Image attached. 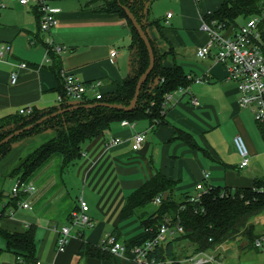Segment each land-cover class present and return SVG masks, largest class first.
I'll return each mask as SVG.
<instances>
[{
	"label": "crops",
	"instance_id": "crops-1",
	"mask_svg": "<svg viewBox=\"0 0 264 264\" xmlns=\"http://www.w3.org/2000/svg\"><path fill=\"white\" fill-rule=\"evenodd\" d=\"M84 2L81 7L53 1L61 9L58 24L43 35L66 48L59 55L62 68L86 83L90 96L95 94L91 85L96 81L101 83L98 90L102 94L112 93L129 71L131 29L124 18L103 12L99 2ZM5 3L0 9V51L1 46L6 47L0 57V119L27 107L46 110L60 105V82L36 38L33 9L17 0ZM220 4L221 0H171L163 18L157 19L163 24V37L154 26L147 27L161 53L173 48L166 64L175 62L192 77L186 88L173 92L166 101L161 124L152 125L147 119L131 125L113 122L85 141L81 158L65 169L61 155L52 154L27 178L33 190L25 192L14 206L9 201L18 178L9 172L53 132L44 131L12 144L0 160V228L9 233L33 229L35 249L32 262H27L6 248V240L0 237V264H141L134 261L131 248L113 254L100 240L106 232L127 243L142 235L138 215L144 209L128 219L121 218V209L125 198L155 172L174 182L171 193L177 201L185 194L194 196L200 183L235 188L251 186L255 178L264 179V137L250 110L239 106L237 84L228 79L226 65L196 54L209 40L202 29L203 17ZM112 49L116 50L114 57L110 56ZM21 62L27 68H19ZM13 71L17 79L11 83ZM136 132L146 135L138 151L132 149ZM179 132L187 139L179 137ZM236 135L243 137L249 152L244 168L239 166L241 159L233 144ZM115 138L120 141L110 143ZM80 197L88 205L91 226L74 224L69 218L78 209ZM25 202L28 207L23 206ZM145 210L151 211L149 207ZM253 222L263 239L260 247H247L246 241L237 237L208 252L215 260L201 264H232L235 252L239 260L247 250H253L254 255L264 252V214ZM62 226L69 227L70 235L65 249L59 251L57 238ZM180 264L199 263L182 260Z\"/></svg>",
	"mask_w": 264,
	"mask_h": 264
},
{
	"label": "trees",
	"instance_id": "trees-1",
	"mask_svg": "<svg viewBox=\"0 0 264 264\" xmlns=\"http://www.w3.org/2000/svg\"><path fill=\"white\" fill-rule=\"evenodd\" d=\"M93 1L100 3L103 12L117 14L124 18L130 26L128 74L114 92L101 93L100 98L86 94L84 99L75 101L66 96L59 55L53 51L52 46L45 42L44 33L40 29L41 12L38 7H34L33 13L38 24L36 38L43 45L50 67L59 79L60 105L46 110L32 109L28 113L18 112L0 119V141L14 131L32 125L0 145V160L7 154L14 142L44 131L53 132L51 138L21 158L11 169L9 175L20 181L26 182L27 178L54 153L61 155L62 169L76 163L83 154L84 142L102 133L113 122L126 120L132 123L147 119L152 125L161 124L164 119L165 96L186 88L192 81V77L177 63L166 64L165 61L168 56L172 55L173 48L170 46L167 52L161 53L156 42L147 34V27L154 26L163 37L161 32L163 24L151 18L150 5L154 0ZM124 7L130 10L142 26L154 55L153 68L141 84L136 105L129 111L96 104L129 105L137 80L149 65L146 45L127 17ZM263 12L264 0H221L220 6L213 12L205 14L203 20L222 32L225 29H237L239 27L238 18L248 19L258 16V30L262 38L261 49L264 53ZM82 83L87 86L86 83ZM58 110H63V112L37 122ZM258 126L263 135L262 127ZM179 137L186 138L182 134ZM173 187L174 182L161 173L155 172L152 177L125 198L121 209L122 219H128L138 210L144 209L138 215L143 228L142 235L131 243L124 242L127 249L142 245L153 238L166 218L172 225L182 226L183 232L157 245L149 254V258H154L160 264H180L182 260L187 261L198 253L209 252L219 244L237 237L243 238L247 247L253 246L255 240L260 238L253 219L264 214L263 178H255L251 186L245 187L208 186L199 200H192L191 195L185 194L181 201H177L171 193ZM164 192L168 193L166 199L163 198ZM23 195L25 192L20 190L10 199V205L14 206ZM157 196H161L159 203L155 202ZM151 202L157 204L159 208L151 211L145 210ZM0 237L6 240V248L15 250L16 254L22 255L27 262H32L35 249L33 229H27L23 233H9L0 228Z\"/></svg>",
	"mask_w": 264,
	"mask_h": 264
},
{
	"label": "built area",
	"instance_id": "built-area-1",
	"mask_svg": "<svg viewBox=\"0 0 264 264\" xmlns=\"http://www.w3.org/2000/svg\"><path fill=\"white\" fill-rule=\"evenodd\" d=\"M21 5L33 9L38 7L41 12L40 29L44 34H48L57 24V15L61 12L59 6L55 5L51 0H17ZM5 0H0V9L5 8ZM264 14V12H263ZM171 16V13H167V18ZM258 16H252L239 25L237 29L231 28L229 33L228 29L222 32L216 30L213 26L202 23V29L205 30L209 36L208 42L199 47L196 54L200 58L212 57L217 63L226 65L228 69V79L234 81L238 87V104L240 107L248 108L253 114V117L258 125L263 129L264 137V53L261 49L262 38L258 30ZM45 42L52 46L53 51L60 55L66 48L60 44H56L50 36L45 37ZM5 46H1L0 57ZM116 50H110V56L114 57ZM46 60L49 62V58L46 54ZM19 68H27L26 63L21 62L18 64ZM61 76L63 78V88L65 95L75 101L84 99L87 93V86L84 85L73 74L61 69ZM17 79V72L13 71L10 75V82L14 83ZM100 82L96 81L92 83L91 87L95 89L94 96L96 98L101 97V92L98 90ZM172 93L167 94L166 101L171 98ZM194 104L196 100L192 101ZM30 108H23L19 110V113H28ZM122 125H131L132 123L123 120ZM146 135L144 132H136L132 139V149L138 151L142 148ZM118 138L111 139L110 143H118ZM233 144L236 152L240 156L239 166L241 168L247 167L249 163V152L245 140L241 135L233 137ZM207 176V174H205ZM208 186H204L201 183L196 186V194L192 196V200H199L200 196L206 192ZM22 190L24 192H30L33 190V186L30 183L20 181L17 179L16 184L12 188V195L15 196ZM161 196H157L155 202L159 203ZM24 207H28V204L23 203ZM88 205L81 197L78 199V209L72 211L69 215L70 220L74 224L91 226L92 221L88 214ZM183 232V228L180 225H172L168 218L159 226L156 235L145 241L142 245L132 247L134 253V261L141 264H160L154 258H149V254L154 248L165 243L168 239L174 237L178 233ZM69 227L62 226L57 238V247L59 251H63L68 242ZM262 238L255 240V246L260 247ZM101 245L108 249L113 254L123 253L127 246L124 242L116 238L112 233L106 232L102 235L100 240ZM220 245V244H219ZM218 245V246H219ZM216 246L215 249L218 247ZM213 249V250H215ZM211 250V251H213ZM210 252V251H209ZM208 252L198 253L195 256L189 258V263H206L214 261L212 255H208ZM42 264V263H37Z\"/></svg>",
	"mask_w": 264,
	"mask_h": 264
},
{
	"label": "water",
	"instance_id": "water-1",
	"mask_svg": "<svg viewBox=\"0 0 264 264\" xmlns=\"http://www.w3.org/2000/svg\"><path fill=\"white\" fill-rule=\"evenodd\" d=\"M125 13L127 15V17L129 18V20L131 21L132 25L134 26V28L136 29V31L138 32L140 38L143 40V42L146 45V48L148 50V55H149V65L146 68V70L139 76L137 83H136V87H135V92L134 95L129 103V105L124 106V105H120V104H106V103H96V104H100V105H105L108 106L110 108H115V109H119V110H124V111H129L131 110L137 103V99H138V95L140 92V88H141V84L142 82L146 79V77L148 76V74L150 73V71L153 68V64H154V55H153V51L152 48L150 46L149 43V39L147 34L144 32V30L142 29V26L138 23L137 19L135 18V16L130 12V10L126 7H124ZM90 106V105H88ZM63 112V110H58L50 115L44 116L42 119H40L39 121H37L38 123L43 121L44 119L48 118V117H52V116H56L57 114ZM32 125H28L26 127H24V129H28L30 128ZM24 129H19L14 131L13 133L9 134L8 136H6L4 139H2L0 141V145L7 142L8 140H10L11 138H13L14 136L18 135L19 133H21ZM168 196L167 192L163 193V198L166 199Z\"/></svg>",
	"mask_w": 264,
	"mask_h": 264
},
{
	"label": "rangeland",
	"instance_id": "rangeland-1",
	"mask_svg": "<svg viewBox=\"0 0 264 264\" xmlns=\"http://www.w3.org/2000/svg\"><path fill=\"white\" fill-rule=\"evenodd\" d=\"M85 0H63L64 3H66V5H75V6H81L84 7V2ZM68 3V4H67ZM171 3V0H154L151 5H150V11H151V15L152 17L156 18V19H162L165 12H166V8L167 6ZM244 22L243 18H238L237 23L238 25H241ZM149 210H154V209H158L159 206L157 204L154 203H149ZM247 254H245L243 257H240V260L237 259L238 256H236V254H238V252H235L234 256L231 258L233 263L232 264H264V252H260L259 254L254 255L253 253H255L253 250L246 251Z\"/></svg>",
	"mask_w": 264,
	"mask_h": 264
}]
</instances>
